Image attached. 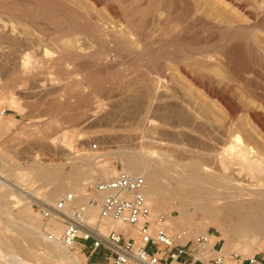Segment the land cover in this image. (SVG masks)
I'll return each instance as SVG.
<instances>
[{"label":"rangeland","instance_id":"obj_1","mask_svg":"<svg viewBox=\"0 0 264 264\" xmlns=\"http://www.w3.org/2000/svg\"><path fill=\"white\" fill-rule=\"evenodd\" d=\"M121 1L122 0H61L60 2L64 6L67 5L66 7L68 9L80 16L76 17L75 14H69L60 9H54L47 5L35 3L33 0H0V18L2 17L4 22L10 19V21L7 22L9 25L15 20L12 24L16 22L14 25H16V27L18 25L22 29L17 27L19 33L17 31L15 32L18 33V36L20 34L22 37L21 34H23L22 39L18 36L17 39L19 40L20 38L21 42L24 38H27L28 41L30 39L31 41L34 39L37 41L29 42V47V45L26 44L27 40L24 39L26 45H24L23 42L22 44L24 46L20 47L21 45H17L20 49L13 44L11 45V43L6 40L0 41V45L3 47L0 48V94L9 95L14 91L13 93H15L16 100V105H12L6 100L5 103L0 106V110H7V114L10 116V118L4 117L2 123H0V158L5 160V172H3V175L5 174L15 179L14 177L17 176L16 173H20L21 175L26 174L21 180L15 179L17 184L14 186L12 185V188H5L3 194H0V207H2L0 208V219H2V221L0 220V232L2 240L5 243L9 244L15 241V246L19 248V255L32 261L34 264L98 263H96L95 260L88 259V255L90 254L89 250L85 248L82 250L80 245L71 249L75 257L77 256L80 259L79 262L75 260L65 262L60 256H58L59 258L55 256L54 258L52 257L46 260L36 256V254L31 251V241H28L30 239L27 238L24 233L25 224L40 226V230L46 234L50 232L46 230L49 219H44L41 215V207L44 205L42 206L41 203L31 197V193L35 192V194L47 204H50L47 200H54L53 203L55 204V202L65 194L73 192L78 195L77 202L84 203L87 194L92 193L94 186L98 182L108 180L114 177L120 169L126 168L123 154L120 153L122 151L133 150L136 146L139 147L138 149H146L149 147L158 152L173 154V160L186 161L194 160L190 158L192 157L190 154L195 155L196 152L198 153L199 149L204 150H202L203 152L201 153H205V149L206 152L210 153V150L213 148V150L219 148V151L221 147L225 148V145L228 144L227 141H229V136L227 137L228 133L218 127L220 121L227 117V110L224 108V105L217 98L207 94L203 88L195 84L190 78L184 76L179 68L180 63L173 60V58H181L187 55L189 51H198L205 45L216 48L223 35L219 26H230L231 22L235 21L247 26L249 20L235 17V15L231 13V10H229L230 8L222 6V4L216 0H192L191 2H193V5L200 7L202 12H204L203 16L206 18L204 19L205 21L213 20L217 24H221L209 29L208 24L204 20H200L198 17H190V19H188L189 21H187L188 25L186 23L181 26V17H179L180 12L186 11V6L181 0ZM162 15H164V17H162ZM165 16L167 18H165ZM216 16L221 19L216 18ZM210 17L213 19H210ZM135 18L137 19L134 20ZM146 18L148 19L146 20ZM156 18L157 20H155ZM140 19L142 21L145 20L147 24L146 22L140 21ZM163 19L165 21H163ZM200 21L201 23H199ZM136 22L142 24L140 31L141 29H145L144 32L147 31V34H143L145 38H142L140 41H138L134 35L138 31ZM143 23L147 25V28L144 27L145 24L143 26ZM202 23L205 25L203 24L202 26ZM260 23L263 24L264 20ZM165 25L167 26L166 28ZM250 31V28L243 29L244 33ZM16 33H13L15 35L13 38L16 37ZM68 36L70 38L76 37L77 39L80 37L83 38V40L82 38L80 39L82 40L80 42H82L83 48L85 47V53L82 57L76 58V48H66L65 41ZM64 37L66 40H64ZM199 38L201 41H199ZM256 38L260 44L262 43L261 46L264 48L263 34L257 32ZM2 42L5 46L2 45ZM32 43H35V45L32 46ZM46 48L50 51V55L54 57V60L52 64L46 68L39 67L38 70L34 72L35 74L24 72L20 69V65L16 63L18 61L20 63V57L25 50L34 49L33 51L36 55L38 53L39 55H37V57L40 58L43 56L44 49ZM10 50L13 51V54L10 53ZM8 52L9 54H7ZM12 57H15L12 61L7 60V58L11 59ZM81 59H84L85 62ZM79 61L84 65L87 63V67L85 68L84 66V69L82 66L83 64H80ZM112 61H115V65H112ZM155 63L160 65L164 64L163 67L167 69L166 80L169 84L165 80L167 84L165 85L167 86L166 89H168L169 86L170 89H168V91H163L164 94L168 92V95L159 97L155 99L154 102L148 98L146 94V91H148L146 87H149V83L147 84V82H144V84L138 80L144 76V73H147L146 76H148L149 69L147 68L149 65ZM78 64L81 65L83 69L81 67L78 68ZM65 65L68 66L66 67L67 69H65ZM108 66H110V69ZM99 67L103 70H99ZM72 71H79L81 76H83L79 87L75 90H72V87H66V80L70 76L69 73ZM86 77H89L90 80L89 78L86 79ZM259 80L261 82L258 80V82L254 81V85L259 86L257 90L261 93L260 95L258 93L259 96H257L262 98V96H264L262 95V93L264 94V88L262 87L264 85V78ZM224 82L221 83V86H224L223 90H226L225 92L227 95L238 102L242 101L247 104V97L243 94L245 87L241 82L239 83L238 80H226L225 85ZM144 85H146V87L142 89L141 86L143 87ZM261 87L262 89H260ZM172 92H174V95ZM170 93H172L171 95L175 98H172L175 106H177L176 103L178 104L179 101L181 102L183 100L182 102L185 105L187 104V106H185L181 103L183 104V106H181L183 111L186 112L187 110V113L192 116L194 115L197 121L200 123L203 122L202 124L199 122L197 123L200 124L198 126L199 129L201 127L199 131L201 133L198 131H189V129L185 128H176L173 126L174 124L167 126L163 124L162 119H164L168 112L165 110V107H167V109L170 108L168 109L170 111H176L178 107H180V104H178L177 107H169V102L173 105V103H171L173 101L170 100L172 97ZM142 95L144 98L141 97ZM168 96H170V98ZM257 96L256 98L253 97L252 100L255 98L257 100L254 99L253 101L256 104H263V98L261 99ZM241 97H243V100H241ZM161 101H169L166 102V106L163 105L164 109L162 108L163 103ZM258 101L262 102L259 103ZM79 103H81L82 106L81 104L79 105ZM188 104L190 109H188ZM151 107L152 109H150ZM171 108L177 109L171 110ZM164 110V115H161ZM135 112H137L136 115L138 116H135L137 117L136 119H134L133 116ZM148 112H150V115L151 112L153 115L156 114L152 116L155 117V119L157 116V124L155 126L145 125L141 128L142 130L137 129V127H140L138 125L141 124V121L143 122L142 119L145 118L144 116H146ZM195 113L199 116L195 115ZM142 114H144V116ZM80 116L81 118H79ZM133 121L136 122L134 123ZM235 122V124H237V126L235 125L237 129H235V127L234 129L237 130L236 132L238 133H235V131L233 133L240 134V136L243 137L246 142L253 145L256 150L264 153V130L253 121L250 113H248L246 109H243L239 113V116H236ZM155 127L157 129H155ZM158 128L162 130L158 132ZM217 129H219V132ZM164 130L167 132L164 133ZM182 131H185L186 134L189 132L187 134L188 137H192L193 140L196 141V144L195 141L192 140L191 142V140H188V137L185 136L186 134L184 135ZM161 132L164 135H162ZM207 132L209 133L208 135ZM202 133L205 134H203L204 139H202L205 141V143L203 141L205 145L201 144L202 140L198 139L200 134L202 136ZM144 135L146 138L143 140V138L140 137ZM215 135L218 140L214 138ZM220 135L224 136L222 137L223 139L219 137ZM152 136L155 139H152ZM208 136L212 139L210 145H207L209 142L208 140H210ZM148 139H152L153 141L151 142V140L149 141ZM186 142H188V144ZM213 142L216 143L212 144ZM225 142H227V144H225ZM197 143L198 145L201 144V147L204 146L205 149L198 146ZM94 144H97L98 148L95 149L93 147ZM185 149L189 151V154L186 153ZM207 149L210 150L207 151ZM211 153H213V151H211ZM205 154L209 156L207 157L208 159L210 158V160L207 159L205 161L210 162L211 165L214 164L212 166H216L217 168L218 164H216V160L212 159L213 157H210L209 154ZM154 160H156L154 163L157 168L166 165L164 162L161 163L159 161L160 159ZM99 167H107L111 169L113 173H111L110 177L107 179L95 175V171ZM45 171H49L50 175L44 176L43 173ZM81 171H88L89 176H87V179L80 181L78 191H73L67 183V178L70 173ZM163 179L164 178L161 179V183L165 185L167 180ZM61 182L64 183L63 191L59 196H56L55 189ZM195 190L196 189H189L188 196V190H181L186 193H182L181 199L180 195L176 194L174 190L171 188L170 190L167 189L164 193L167 200L161 205L153 204V198L151 197L150 201L152 202L153 216L165 214L167 220L170 219L171 226H169L170 232L172 233L186 231L188 238L193 239L198 236H203V234L208 235L207 233H209L213 244L217 238H221L223 248L225 244L227 246V248L223 249V252L228 255L231 253H240L244 257H252L260 252H264V239H262L259 244L254 246L253 251L249 253L247 247L251 243L236 237L237 234L235 230L233 231V229H231V220L229 218L224 216L217 220L210 216L204 217V208L208 212H212L213 210L216 211L215 209L219 207H206L203 200H201V203L199 201L200 204L198 202L195 204V201H191L193 197H197L198 192ZM191 191L193 193H191ZM26 195H28V197ZM53 203L51 204L54 205ZM27 205L30 206V213L34 217L33 220L28 218V212H24V208ZM195 205L199 206L196 214L193 216L192 214H186L181 218L179 207L186 206L193 212L196 207ZM221 208L223 207H220V209ZM3 210L7 212L4 213ZM221 212H223V210ZM88 218L90 219V217ZM106 225L107 224L104 226ZM189 225H192V228H190ZM10 226L13 227V229H11ZM110 229H107V232H109ZM7 233H10V236ZM222 233L226 235L227 238H222L224 236ZM140 238L141 237H138V239H136L137 245L140 242ZM37 239L43 246L50 243H47L48 240L40 237H37ZM40 239L44 241V243H42ZM22 244L24 245L23 247ZM240 248L246 249V252L240 251ZM204 251H206L207 254L202 256L201 254ZM26 253H28V255ZM103 254H105V251L99 250V254H95V256L100 257L102 262L100 264H108ZM194 254L195 258H197L196 262L193 263V256H187L191 258L188 264H212L209 258L216 253L210 249H203L202 246H200V249L195 251ZM55 260L57 262H55ZM180 261L181 257L176 262L170 259L161 264H179ZM234 263L237 264L236 262ZM132 264H135V262Z\"/></svg>","mask_w":264,"mask_h":264},{"label":"bare ground","instance_id":"obj_2","mask_svg":"<svg viewBox=\"0 0 264 264\" xmlns=\"http://www.w3.org/2000/svg\"><path fill=\"white\" fill-rule=\"evenodd\" d=\"M33 1L35 3L50 6L51 8H54V9H60L62 11H65L66 13L68 12L69 14H75L76 17H80L78 14H76L72 10L68 9L66 7L67 5L64 6L60 2L61 0L60 1L59 0H33ZM122 1H127V0H122ZM181 1L184 2L183 4H185V6H186V9H185L186 11H184V12L181 11L182 13L180 12L179 17H181L180 18V23H182L181 26L183 24H186V23L188 25L187 21H189L188 19H190V17L191 18L192 17H196V18L198 17L200 20L206 19L203 16L204 12H202L200 7L193 5V2H191L192 0H181ZM216 1L221 3L222 6H225L226 8H230L229 10H231V13L234 14L235 17L244 18V19L249 20V24L246 26L243 23L235 21V22H231L230 26H226V27L222 26L221 27L218 25L221 23L217 24L215 21H213V20L211 21L209 19H208L209 21L204 20L208 24L209 29H212V27H217V25H218L220 28V31H222V34H223L222 39H221L220 43L217 45V47L212 48L209 45H205V46L201 47L198 51L197 50L189 51V53L187 55H185L181 58H173V60L178 61L180 63L179 68H180L181 73L184 76L190 78L195 84H197L199 87L203 88L207 92V94L211 95L212 97L217 98L224 105V108L227 110V113H226L227 117L225 119L221 120L220 124H218V127L220 129H222L228 133V135L225 134V135H227V137L229 136V141H227L228 144H227V142H225V144H227V145H225L226 147L225 148L221 147V150H219V151H218V149H219L218 147H216L218 149L215 148L216 150H213L214 148L212 150L207 149V151L210 150V153H211V151H213V153H211V154L206 152L205 147L200 146L201 144L205 143V141L202 140V139H204L203 138V136L205 135L204 133H202V136L200 134L199 138H198L199 140H202V143L201 144L199 143L200 145H198V143H197L198 146L205 149V153H207V155L209 154L210 157L211 156L213 157L212 159L216 160V164H218L217 165L218 167L216 168V166L215 167L212 166L214 164L211 165L210 162L205 161L208 159L207 157H209V156H206L205 153H201L204 151L203 149H199L198 153L196 152L195 155L190 154L192 156L190 158L194 159V160H186L188 162H186L184 160H182V161L181 160H173L172 159L173 154H169L168 152H165V153L158 152V151H155L153 148H149V147H147L146 149H144V148L138 149L139 147L136 146V148L133 150L122 151L120 153L123 154V157H124V162H125V166H126L125 170L132 173V174L141 175L145 178V180H146V195H147V198H148L149 203L151 205V208H152V202L150 201V198L151 197L153 198V204L155 203L157 205H161L164 201L167 200V198L164 196V193L166 192L167 189L170 190V188H171L172 190H174V192H176V194L180 195L181 199H182V193L186 194L185 192H183L181 190H183V189L185 191L188 190V192H187V196H188L189 189H192V190L196 189L195 191L198 192L199 195L197 194V197H195V198L193 197V200H191V201H193V202L195 201L194 203L196 204V202L199 203V201H200V203H201V200H203L205 203L204 205L206 207H209V206L219 207V208L215 209L216 211L213 210L212 212H208L204 208L203 209L204 217L210 216L211 218H214L217 220H219V218H222L224 216L229 218L231 220V222H230L231 229H233V231L235 230V232L237 234V236L236 235L235 236L238 239L240 238L245 242L251 243L247 247L248 252L251 253L254 249V246L259 244L261 242V240L264 239V153H261L258 150H256V148L253 145H251L250 143L246 142V140L243 137H241L240 134H235V133H238V132H236L237 130H235V129H237L235 127V125L237 126V124H235L236 123L235 121H236V116L237 115L239 116V113L243 109H246L248 111V113H250V116L253 118V121L261 129L264 130V96H262L264 94L262 93V95H261L263 98V104H256L253 101L259 93L258 92L259 90H257L259 88V86L254 85V83L257 80L260 81L259 79L264 78V48L261 46L262 43L260 44V42L257 40V38H259V37L256 38L257 32L262 33L263 37H264V23L263 24L260 23L264 20V0H216ZM194 3H195V1H194ZM180 4H181V2H180ZM197 5H199V4H197ZM114 6H115V4H114ZM165 12H167V11H165ZM147 13H148V11H147ZM172 13H173V11H172ZM178 13H176V14H178ZM43 14H45V13H43ZM142 17H143V15H142ZM162 17H164V15H162ZM167 17H168V15H167ZM167 17L165 16V18H167ZM176 17H178V16H176ZM22 18H23V16H22ZM137 18H135L134 20H136ZM216 18L221 19L218 16H216ZM4 19H6V18H4ZM34 19H35V17H34ZM147 19L148 18H146V20ZM210 19H213V18L210 17ZM12 20H13V18H12ZM155 20H157V18ZM9 21H10V19H9ZM9 21L7 19V22H9ZM14 21H12V22H14ZM137 21H139V20H137ZM140 21H142V20L140 19ZM163 21H165V20L163 19ZM7 22H4L2 17L0 18V41L6 40L7 42L11 43V45L13 44L16 47H17V45H21L20 47H22V46L28 44L29 42L31 43L33 41H36L35 39L34 40L32 39L33 41H31V39L28 41L27 38H24L25 40H27V42L25 44V40L23 39L22 40V42L24 43V45H23L20 38H19V40L17 39L18 37H21L20 34L18 36L19 31H18L17 27H19V26L17 25V27H16V25H14L16 22L14 24H12V22H11V24H10L11 26L9 24H7ZM142 22H146V21L144 20ZM199 23H201V21ZM204 23H202V26ZM144 24L145 23H143V26H144ZM146 24H147V22H146ZM146 24L144 27L147 26ZM160 24H162V23H160ZM31 25H32V23H31ZM152 27H154V26H152ZM166 27L167 26L165 25V28ZM61 28H63V27H61ZM140 28H142V24L137 23V30L138 31L134 35L138 41H140L142 38L143 39L145 38V35L143 36L144 33L147 34L146 33L147 31L144 32L145 29L144 30L141 29V31L143 32L142 33L140 31ZM244 28H250L251 31L248 33H244L243 32ZM19 29H21V27H19ZM74 29H75V27H74ZM15 31H17L18 33H16ZM78 32H80V31H78ZM13 33L17 34L15 38H13V36H15ZM20 33H22V32H20ZM104 33H106V32H104ZM21 35L23 37V34H21ZM77 35H78V33H77ZM85 35H87V34H85ZM148 36H149V34H148ZM22 37H21V39H22ZM68 37H66L67 40L64 37V40H66L65 41L66 42V44H65L66 48H68V49L69 48H74V49L76 48L77 49L76 58L82 57L85 53V49H84L85 47L83 48V46L81 44L82 42H80V41H82L83 38L80 36H79L80 38H78V39L76 37H74V38H72V37L68 38ZM81 38H82V40H80ZM211 40H212V38H211ZM199 41H201V39ZM205 41H203V42H205ZM209 41H210V39H209ZM2 45H4L3 42H2ZM31 45L34 46L35 43H32ZM36 45H38V44H36ZM29 47H30V45H29ZM0 48H3V47L0 45ZM17 48H19V47H17ZM68 49H66V50H68ZM13 50H14V48H13ZM33 50L32 49L25 50L24 53L22 54V56L20 57V63H19V61L16 62L20 65V69H22L24 72L34 73L35 71L38 70L39 67H41V68L42 67H45V68L48 67L49 65L52 64V62L54 60V57H51L50 51L47 48L44 49V54L40 58L37 57V55H39V54L36 52L37 53V55H36ZM14 52H16V51H14ZM42 52H43V50H42ZM135 52H137V51H135ZM10 53L13 54V51L10 50ZM7 54H9V52ZM3 57H4V55H3ZM14 58L15 57H12L11 59L7 58V60L12 61V59H14ZM59 61H61V60H59ZM82 61L85 62L84 59ZM114 62L112 63V65H115ZM81 63L82 62H80V64ZM88 63H90V62H88ZM86 64L82 65L83 68H84V66H85V68L87 67ZM163 65L164 64L160 65V64H156V63L149 65V67L147 68V69H149V75L146 76L147 73L145 74L144 72H142V73H144V76L146 78L144 76H142V73H141L142 78H139L140 80H138L139 82L141 81L143 83L144 82H147V84L149 83L148 84L149 87H146V85H144L143 87L141 86V88L144 89L146 87V89H148V91H146V94H147L148 98H150L152 101H154L155 99H158L159 97H164V96L169 94L168 92H167V94H164V92H163V91H168V89H170L169 88L170 86L168 87V89H166L167 88L166 82H168L166 80L167 69H165L163 67ZM82 66L79 65L78 68L79 67L82 68ZM66 67H68V66L65 65V69H67ZM100 67H102V66H100ZM100 67H99V70L100 69L103 70ZM108 67L110 69V66H108ZM112 67H114V66H112ZM104 69H105V67H104ZM93 70H95V69H93ZM92 72H91V74H92ZM69 75L70 76L66 80V87L67 88L72 87V90H75L76 88L79 87V84L81 83V81L83 79V76H81L79 71H72L71 73H69ZM87 78H89V77H86V79ZM89 80H90V78H89ZM165 80H166V82H165ZM226 80H231V81L232 80H238L239 83L241 82V84L244 85L245 89L243 90V94L246 95V97H247L246 98L247 104L243 103L242 101L238 102L234 98H232L226 94V92H225L226 90L225 91L223 90L224 86L223 87L221 86V83L224 81L226 82ZM139 82H138V84H139ZM225 82H224V85H225ZM135 83H137V82H135ZM168 84H169V82H168ZM132 85H133V83H132ZM262 87L264 88V85ZM262 87L260 89H262ZM240 89H242V88H240ZM10 91H11V89H10ZM13 92L10 93L9 95L0 94V106L2 104H4L6 100H8L12 105L13 104L16 105L15 93H13ZM169 92H170V90H169ZM172 93L174 95V92H172ZM172 93H170V96H172L171 95ZM260 93H259V95H260ZM160 94H161V96H160ZM170 96H168V97L170 98ZM141 97H143V95ZM168 97H166V98H168ZM253 97H255V98L252 100ZM145 98H146V95H145ZM172 98L175 99L174 96H172L170 99L172 101H173ZM241 98L240 99L243 100V97H241ZM258 98H261V97H258ZM255 100H257V99H255ZM177 101H179V100H177ZM182 101L181 102L179 101L180 103L178 102V104H180V107L183 106V104H184ZM164 102L165 101L162 102L163 103L162 108H163V105L166 106V102H169V101H166L165 104H164ZM260 102H262V101H260ZM171 103H173V105L170 104V102H169V105H170L169 107H171V106L177 107L178 106V104L176 102L175 103L177 106H175L174 101ZM181 103H183V104H181ZM80 104L81 103H79V105ZM81 106H82V104H81ZM185 106H187V104ZM180 107H178V110H176V111H170V110H168L170 108L167 109V107H165V110L168 112H167V115H165L164 119H162L163 124H165L166 126L170 125V124L171 125L174 124L173 126H175L176 128H185V129H189V131L191 130V131H198L199 132L201 127L199 129L198 125L202 124L203 122L200 123L199 121H197L195 119L194 115L192 116L191 114H188L187 110L185 112V111H183L182 107H181V109H180ZM189 107L190 106L188 104V109H190ZM150 109H152V107ZM174 109H177V108H174ZM174 109L171 108V110H174ZM165 110L163 111V113L161 115H164ZM151 111H154V110H151ZM3 112H4V109L0 110V116H1L0 117V123H2L4 117L10 118V116L8 114H6V113L4 114ZM137 112H135V114L133 113L134 119H136L138 117L136 115ZM142 115L144 116V114H142ZM152 115H153L152 112H151V115H150V112H148V114L146 116H144L145 118L142 119L143 122L139 119L141 121V124L138 125L140 127H137V129H141L145 125L146 126H155L157 124L156 121H158L156 119H158V118H157V116H156V119H155V117H153L156 114H154L153 116ZM195 115L199 116L196 113H195ZM135 116H137V117H135ZM161 117H163V116H161ZM79 118H81V116ZM159 119H160V117H159ZM160 121H161V119H160ZM133 122L135 123L136 121H133ZM198 122L200 124H197ZM234 127H235V129H234ZM155 129H157V128L155 127ZM185 129H183V130H185ZM160 130H162V129L158 128V132ZM218 130L219 129H217V131ZM149 131H151V130H149ZM185 131L184 132L182 131L184 133V135L186 134ZM234 131H235V133H233ZM166 132L164 130V133H166ZM188 133L189 132H187V134ZM199 133H201V132H199ZM161 134L164 135L162 132H161ZM187 134L185 136L188 137ZM208 134L209 133L207 132V135ZM156 135H158V134H156ZM212 135H214V134H212ZM144 136L143 137L141 136L140 138H143V140H144V138H146V136L145 137ZM193 136H195V135H193ZM209 136H208V138L210 139ZM168 137H169V135H168ZM219 137L222 138L224 136L220 135ZM214 138H216V135L214 136ZM152 139H155V138L152 136ZM152 139H150L151 142L153 141ZM173 139H174V137H173ZM184 139H183V141H184ZM187 139L191 140V142L193 140L192 137H188ZM143 140H142V142H143ZM199 140H198V142H199ZM193 141H195V140H193ZM203 141H204V143H203ZM208 141L209 142L207 145H210L212 142V139H210ZM178 142H179V140H178ZM188 142H186V143L188 144ZM153 143H156V142H153ZM215 143L213 142L212 144H215ZM189 144H190V142H189ZM195 144H196V141H195ZM212 146H214V145H212ZM183 149H184V147H183ZM188 152L189 151L186 150V153H188ZM190 155H188V156H190ZM154 159H160L159 161L161 163L164 162V164L166 163V165L163 164L164 166L157 168V167H155L154 162L156 160H154ZM208 160H210V158ZM212 163H213V161H212ZM4 170H5V160H3V158H0V194H3L5 188H12V185L14 186L15 184H17L15 182V179L21 180V178L26 176V174L21 175L20 173H16L17 176L14 177L15 179H13L9 176H6L5 174L3 175V172H5ZM111 173H113V171L107 167H99L95 171V175H98V176L106 178V179L108 177H110ZM43 175L44 176L50 175L49 171H45L43 173ZM87 176H89L88 171L70 173L68 178H67V183L72 188L73 191H78L80 181L83 179L84 180L87 179ZM162 178L167 180L165 185L161 183ZM63 182H61L60 184L57 185V187L55 189L56 196H59L62 193L63 188H64ZM193 186L194 187L196 186V187L194 188ZM195 191H194V193H195ZM191 193H193V192L191 191ZM26 196L28 197V195H26ZM30 196L33 197L34 199H36L39 203H41L42 206L43 205L44 206L45 205L51 206L52 205L51 203H53V201H54V200H52V201L47 200L48 203H50V204H47V203L43 202L42 199L39 198L37 196V194H35V192L31 193ZM187 196H186V198H187ZM183 197H185V196H183ZM190 199H191V197H190ZM198 203H197V205H198ZM197 205H195L196 207L194 208L193 212H191V209L187 208L186 206L185 207H179V213H180L181 218L184 217L186 214H190V215L192 214V216L194 214H196V211L199 207ZM220 207H223V208H221L223 210V212H221L222 210L220 209ZM0 208H2V207H0ZM3 211H2V213H3ZM5 212H7V211H4V213ZM24 212L25 213L28 212V218L29 219H32V220L34 219L33 215H31V213H30L31 209H30L29 205L25 206ZM98 212H99V210L97 207H89V209L87 210V215H88V217H90V222H93V221H95V219H97ZM0 220L2 221V219H0ZM81 220L84 221V217L81 218ZM3 223H4V221H3ZM105 224H107V225L102 228V232L105 235L100 236L105 241H106V235H108V233L110 232V231L107 232V229H110V228H111L110 230L114 229L117 232L131 233V234H133V236L136 239H138V237H140L139 236V230L136 227H132V226L126 225L122 222H117V221H112V220H106L104 225ZM166 224L171 226L170 219L167 220ZM7 225H10V224H7ZM11 226H10V228L13 229V227H11ZM189 227L192 228V225H189ZM46 230L50 231L51 233H54L55 239H50L49 234H46L40 230V226H34V225L27 224V223L25 224V228H24L25 232L24 233L27 236V238L30 239V240H28V241H31L30 242V245H31L30 249H31V251H33L34 254H36V256H38L42 259H46V260L51 259L52 257L54 258L55 256L57 258H59L58 256H60L65 262L66 261L70 262L71 260H75L76 262H79L80 259L77 256L75 257V254L71 250L72 248L64 245L61 241V236L65 230V226L62 222H60L59 220H56V219H49V221L47 222V225H46ZM207 234L208 235L203 234V236L206 237L208 239V241L204 242L201 246L203 249L212 250L213 243H212V240L210 239L211 235L209 233H207ZM8 235L10 236V233ZM37 237H40L42 239H46V240H48L47 243H49V242L50 243L45 244L43 246L38 241ZM222 238H227V236L224 235ZM13 242L14 243H9V244L5 243L2 240L1 232H0V264H34L32 261H29L28 259L21 257L19 255V253H18L19 248L17 246H15L16 242L15 241H13ZM42 243H44V241H42ZM139 244H140V242H139ZM23 246L24 245L22 244V247ZM225 248H227L226 244L224 245L223 249H225ZM78 249H80V248H78ZM239 250L244 252V253L246 252V249H244V248H240ZM206 251L202 252L201 255L205 256L208 252V251L207 252ZM26 254L28 255V253H26ZM43 262H45V261H43ZM55 262H57V261L55 260ZM134 262H135V264H152L147 260H142V259L137 258V257L135 259H133L131 264ZM236 263L240 264L238 262H236ZM75 264H77V263H75Z\"/></svg>","mask_w":264,"mask_h":264},{"label":"built area","instance_id":"obj_3","mask_svg":"<svg viewBox=\"0 0 264 264\" xmlns=\"http://www.w3.org/2000/svg\"><path fill=\"white\" fill-rule=\"evenodd\" d=\"M3 113L7 114V110ZM93 147L96 149L98 145L94 144ZM77 200V194L67 193L54 205L41 207V215L44 219H56L64 224L65 230L61 236L64 245L70 248L80 245L92 255L104 250L103 256L108 264H131L136 257L152 264H161L164 258L176 262L181 256H193L196 261L194 252L208 241L204 236L188 238L186 231L170 232L165 214L153 216L146 195L145 178L125 169H120L108 180L98 182L92 193L87 194L84 203H78ZM89 207L99 210L94 222L88 218ZM83 217L84 221L81 220ZM106 220L138 228L140 244L137 246L133 234L114 229L106 235V241L103 240L100 236L105 235L102 228ZM48 234L50 239H55L54 233ZM212 251L216 253L209 258L212 264H261L257 256L225 254L221 241L214 242Z\"/></svg>","mask_w":264,"mask_h":264},{"label":"crops","instance_id":"obj_4","mask_svg":"<svg viewBox=\"0 0 264 264\" xmlns=\"http://www.w3.org/2000/svg\"><path fill=\"white\" fill-rule=\"evenodd\" d=\"M216 241H221V238H217L215 240V242ZM80 247H81L82 250L84 249L82 246H80ZM255 256L258 257V259L261 261V264H264V255H263V252H260V253L256 254ZM88 259L95 260L96 263H98V264L102 263L99 256H95V255L89 254L88 255ZM190 260H191V258H188L187 256H181V261L179 262V264H188ZM166 261H169V260H166V258H164L163 262H166ZM195 262L196 261H193V263H195Z\"/></svg>","mask_w":264,"mask_h":264}]
</instances>
